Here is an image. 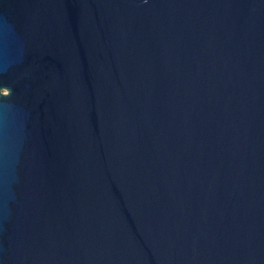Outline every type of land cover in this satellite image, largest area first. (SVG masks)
Segmentation results:
<instances>
[{"label": "water", "instance_id": "1", "mask_svg": "<svg viewBox=\"0 0 264 264\" xmlns=\"http://www.w3.org/2000/svg\"><path fill=\"white\" fill-rule=\"evenodd\" d=\"M0 264H264V0H0Z\"/></svg>", "mask_w": 264, "mask_h": 264}]
</instances>
